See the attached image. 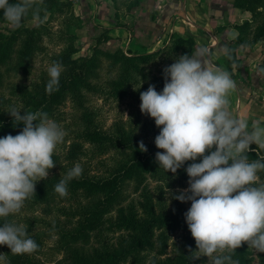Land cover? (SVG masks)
<instances>
[{"label":"trees","instance_id":"obj_1","mask_svg":"<svg viewBox=\"0 0 264 264\" xmlns=\"http://www.w3.org/2000/svg\"><path fill=\"white\" fill-rule=\"evenodd\" d=\"M139 1H128L127 9ZM259 1L233 0V4L251 10ZM39 7L38 14L28 12L20 27L0 29V65L30 72L34 57L42 53L46 65L34 80L13 85L8 94L0 95V137L15 136L23 129L22 123L13 126L7 112L12 106L19 108L21 115L24 111L46 112L60 126L62 108L69 101L80 110V122L54 149L55 167L49 170L47 179L36 183V195L25 200L19 213L7 218L27 226L38 250L13 255L8 246L0 245L1 264H46L38 254L44 252L49 240H53L57 251L68 254L72 264H205L207 257L191 260L190 249L196 250V243L184 216L191 201L181 202L172 195L188 187L184 169L192 161L185 162L176 174L159 168L155 154L164 150L158 149L154 141L160 128L154 118L140 111V92L146 91L149 84L155 85L157 92L162 91L163 68L180 55L193 53L194 36L171 33L160 47L146 52L120 47L110 51L99 48L110 38L109 27L104 26L94 37L90 54L75 57L73 28L77 17L71 10V0H43ZM0 21L7 22L3 9ZM248 24V20L233 24L238 35L227 46L231 59L226 57L231 77L236 75L239 63L238 47L264 37L263 22L257 25L252 38H246L243 32ZM47 42L58 49H49ZM101 57L108 63L100 75L97 68ZM54 62L63 70L59 89L48 94L47 69ZM259 68L264 74V66ZM92 97L128 106L131 119L126 123L119 116L106 127ZM140 141L146 145V152L139 149ZM256 147L250 146L254 151L247 153L249 162L264 158V150ZM76 163L81 164L83 172L68 183V195L60 197L54 187ZM257 175L258 183H264V171ZM150 178L156 181L154 186H150ZM127 180L134 182L136 197L127 199L123 194ZM3 223L0 219V226ZM179 230L183 231L181 239L173 241ZM255 255L259 264H264V253L256 251ZM253 258V249L247 242L232 256L238 264H253Z\"/></svg>","mask_w":264,"mask_h":264},{"label":"clouds","instance_id":"obj_2","mask_svg":"<svg viewBox=\"0 0 264 264\" xmlns=\"http://www.w3.org/2000/svg\"><path fill=\"white\" fill-rule=\"evenodd\" d=\"M43 0H0L3 18L20 27L30 10L38 14ZM231 59L230 50L222 49ZM62 66L48 67L45 91L59 89ZM164 87L157 92L149 84L140 92V111L154 118L160 128L155 137L158 149L155 162L173 174L184 169L188 187L172 194L181 202L191 201L184 213L185 221L196 243L190 249L191 260L208 258V264H238L232 259L243 242L248 248L264 253V183H258V172L264 171V158L251 162L247 153L255 144L264 150V127L261 121L234 117L229 110V93L235 89L230 73L213 63L206 46L191 55L182 54L163 68ZM135 88L134 90H138ZM7 112L13 126L22 123L17 135L0 137V245L13 255L32 254L39 245L28 235L27 226L9 222L8 217L20 212L25 200L36 195L35 185L47 179L55 167L54 149L63 142L65 131L46 112H29L15 106ZM162 126V127H161ZM139 149L147 151L143 141ZM206 152L208 154H206ZM198 157L202 159L195 162ZM83 172L76 163L55 185L60 197L68 195L67 185Z\"/></svg>","mask_w":264,"mask_h":264},{"label":"crops","instance_id":"obj_3","mask_svg":"<svg viewBox=\"0 0 264 264\" xmlns=\"http://www.w3.org/2000/svg\"><path fill=\"white\" fill-rule=\"evenodd\" d=\"M102 5L98 4L101 8ZM104 6H107L105 2ZM249 17L233 0H141L114 25L110 17L97 20L109 27L105 44L130 52H146L160 47L171 33L194 36V51L208 47L213 63L226 69L222 49L237 39L233 26ZM239 46V64L231 77L235 89L229 95V110L234 117L261 121L264 127V74L257 65L262 46ZM260 58V57H259Z\"/></svg>","mask_w":264,"mask_h":264},{"label":"rangeland","instance_id":"obj_4","mask_svg":"<svg viewBox=\"0 0 264 264\" xmlns=\"http://www.w3.org/2000/svg\"><path fill=\"white\" fill-rule=\"evenodd\" d=\"M128 1L130 0H114L113 4V0H71V10L77 17V21L75 24L76 26H74L73 28L75 32V39L73 40V43L76 47V51L74 52L73 56L78 57L85 54H90V52L92 51V47L95 43L94 37L103 29L102 24L97 20H102V18L106 16L111 18L114 25L123 23L120 18H123L126 12L133 9L134 6H137L141 0L139 1V3L127 9ZM105 2H107L108 7L104 6ZM98 4L102 5L101 8L98 7ZM247 11L249 12V17L244 20H248L251 24H248L246 26L243 34L246 38H252L256 33L257 25H262L264 22V0H260L254 5L251 10ZM29 23H32V21ZM12 27L13 26L8 22L0 21L1 31H6L8 29H11ZM255 43H257L256 45H258V47L262 46L263 51L258 56L257 65L258 67H263L264 37L261 36L246 45L252 46ZM47 47L54 50L58 49V46H53L52 43L48 42ZM99 48L110 51L116 49L105 44V41L99 44ZM42 54L36 55L34 57L31 63L30 72L9 69L6 66L0 65V95L8 94L11 86L13 85H18L20 83H29L30 81L37 78L41 71L43 69H46L45 59H43ZM107 63V59L101 57L100 64L97 68L98 74L101 75L104 72ZM92 100L93 104H96L97 107H99V115L103 119V123L106 127L110 126L113 123V120L118 118L119 116L121 117L122 121L126 123L129 119H131L129 107L125 106L124 104L116 105L115 103L104 102L101 100V98L95 97H92ZM62 109L63 113L60 127L65 131L66 134H68V131L74 130L76 127H78L80 122V110L78 108H74L69 101L66 102V105ZM149 180L150 186H154L156 181L152 178H150ZM122 192L123 194H125V197L129 199L130 197H136L138 190H136L133 181L127 180L123 186ZM182 233L183 231H177L173 235V241H179L181 239ZM52 245L53 240H49L45 249L43 250L44 252L42 254H38L40 259L44 260L46 264H72V261L66 252L57 251L55 248H53ZM255 253L256 250L253 249L254 258L252 260V263L259 264V259L258 257H256ZM1 263L2 262L0 260V264ZM205 264H208V262H206Z\"/></svg>","mask_w":264,"mask_h":264}]
</instances>
